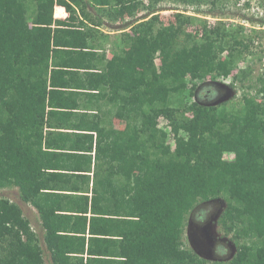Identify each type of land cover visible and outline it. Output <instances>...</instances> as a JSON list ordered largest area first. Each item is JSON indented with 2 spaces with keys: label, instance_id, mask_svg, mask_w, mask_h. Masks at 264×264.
I'll return each instance as SVG.
<instances>
[{
  "label": "trees",
  "instance_id": "1",
  "mask_svg": "<svg viewBox=\"0 0 264 264\" xmlns=\"http://www.w3.org/2000/svg\"><path fill=\"white\" fill-rule=\"evenodd\" d=\"M143 1L0 0V189L17 187L21 200L38 208L51 264H264V99L257 104L253 98L242 109L227 111L199 97L210 79L232 78L227 88L246 81L249 70L239 69V63L241 49L247 51L249 46L225 26H203L201 51L189 50L180 36L193 18L181 13L158 27L155 18L139 23L130 47L134 117L139 112L143 116L160 113V106L167 109L176 135L174 150L166 146L167 136L154 130V125H143L147 136L135 130L134 173L140 171L146 179L142 185L137 182L134 195L122 208L108 211V218H91L88 225L87 218H63L40 203L42 188L33 185V150L19 126L25 108L12 107L9 89L3 86L7 42L24 34L19 24L30 18L35 27L51 26L56 5L64 7L70 17L74 13L71 3L82 13L80 4L89 3L133 19ZM161 1L153 0V4ZM155 12L150 6L149 13ZM157 55L162 59L159 68L154 65ZM255 86L249 88L264 98V74ZM212 96L213 92L206 91L203 97ZM145 105L149 110L142 108ZM3 109L9 115L6 122ZM221 196L226 197L227 206L220 225L237 249L227 263L205 261L183 242L185 220L194 206ZM82 228H88L92 237L88 245L80 234ZM134 247V257H126ZM0 264H45L29 219L7 198H0Z\"/></svg>",
  "mask_w": 264,
  "mask_h": 264
},
{
  "label": "crops",
  "instance_id": "2",
  "mask_svg": "<svg viewBox=\"0 0 264 264\" xmlns=\"http://www.w3.org/2000/svg\"><path fill=\"white\" fill-rule=\"evenodd\" d=\"M71 5L72 17L64 7H54L51 26L35 27L31 18L19 24L24 34L7 42L3 86L9 89L12 107L25 108L19 126L33 150V185L42 188L40 203L63 218H87L89 225L91 218H108V211L122 208L137 182L142 185L146 179L140 171L134 173L135 130L146 135L143 125H154L165 133L171 150L176 135L161 106L160 113L134 117L130 47L134 28L143 20L134 22L89 3L80 4L83 13ZM161 64L157 55L154 65ZM142 108L149 110L148 105ZM8 116L3 109L4 122ZM23 205V214L35 220L44 236L38 208ZM83 229L80 234L88 245L92 237ZM123 245L128 249L127 241Z\"/></svg>",
  "mask_w": 264,
  "mask_h": 264
},
{
  "label": "rangeland",
  "instance_id": "3",
  "mask_svg": "<svg viewBox=\"0 0 264 264\" xmlns=\"http://www.w3.org/2000/svg\"><path fill=\"white\" fill-rule=\"evenodd\" d=\"M187 1L163 0L153 4V0H144L133 21L155 18L158 27L162 23L167 24L174 13L190 16L193 18L192 23L182 33L180 41L185 43L190 50L196 48L200 51L203 26L207 28L225 26L239 38L247 41L249 49L247 51L241 49L242 58L239 69L248 68L249 76L243 83L237 82L234 88L226 87L232 82L230 77L216 81L210 79L200 90V100L227 111H238L253 98H256L259 104L264 99L263 96L257 97L255 89H250L249 86L256 87L258 78L264 74V0H217L215 5H212L209 0L201 3L195 0ZM150 6L156 11L155 13H149ZM206 91L213 92L214 96L203 97ZM228 158V156L224 157V159ZM0 198H7L24 206L16 189H0ZM226 206L225 196L211 201L200 200L186 217L183 231L184 246L205 261L227 263L236 254V245L231 235H226L220 225V218ZM29 221L44 251L45 264H51L44 236L39 233L35 220L32 218ZM134 254L136 252L133 249L126 253V257H134Z\"/></svg>",
  "mask_w": 264,
  "mask_h": 264
},
{
  "label": "flooded vegetation",
  "instance_id": "4",
  "mask_svg": "<svg viewBox=\"0 0 264 264\" xmlns=\"http://www.w3.org/2000/svg\"><path fill=\"white\" fill-rule=\"evenodd\" d=\"M211 91H209V93H210ZM206 98V97H205ZM218 199V198H217ZM217 199H210V200H207V201H211V200H217Z\"/></svg>",
  "mask_w": 264,
  "mask_h": 264
},
{
  "label": "built area",
  "instance_id": "5",
  "mask_svg": "<svg viewBox=\"0 0 264 264\" xmlns=\"http://www.w3.org/2000/svg\"><path fill=\"white\" fill-rule=\"evenodd\" d=\"M257 8L259 9V5L257 6Z\"/></svg>",
  "mask_w": 264,
  "mask_h": 264
}]
</instances>
